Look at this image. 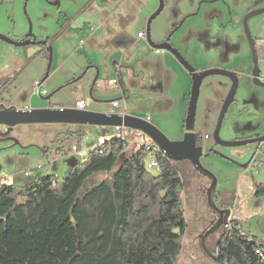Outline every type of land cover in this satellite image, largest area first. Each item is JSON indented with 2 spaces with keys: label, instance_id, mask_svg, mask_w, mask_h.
Returning <instances> with one entry per match:
<instances>
[{
  "label": "rangeland",
  "instance_id": "rangeland-1",
  "mask_svg": "<svg viewBox=\"0 0 264 264\" xmlns=\"http://www.w3.org/2000/svg\"><path fill=\"white\" fill-rule=\"evenodd\" d=\"M164 1V10L151 24V41L160 44L171 36L172 46L197 72L222 70L238 76L235 102L220 138L235 142L264 135V88L253 84V56L243 25L246 15L264 10V0ZM158 6L159 0L5 1L0 7L1 35L18 42L31 31L37 42L50 39V44L19 48L0 40V104L17 110H64L85 101L88 110L108 113L117 101L120 109L115 111L150 117L149 123L170 141H181L192 77L171 53L157 52L148 43L147 23ZM248 28L252 37L264 38V13L253 16ZM258 70L264 77V62ZM119 76L123 87L114 84ZM36 84L45 95L36 93ZM230 89L231 81L224 76H210L201 86L194 132L209 137L204 151L215 148L204 154L201 164L217 179L218 208L225 207L245 235L264 240V198L254 196L256 185L264 184V154L258 145L216 147L213 140ZM113 138L127 142V153L151 143L139 132L116 127L18 125L8 140H0V182L23 186L46 175L62 181L73 167L67 160L75 156L72 145H78L76 159L81 163L89 142L97 146ZM178 168L187 224L179 264H215L200 238L216 215L206 195L210 180L188 162ZM30 174L34 176L28 178ZM219 235L206 240L209 251Z\"/></svg>",
  "mask_w": 264,
  "mask_h": 264
},
{
  "label": "trees",
  "instance_id": "trees-1",
  "mask_svg": "<svg viewBox=\"0 0 264 264\" xmlns=\"http://www.w3.org/2000/svg\"><path fill=\"white\" fill-rule=\"evenodd\" d=\"M257 54L264 60V40ZM127 146L113 138L93 147L62 181L0 182V264H179L184 162L155 152L154 174L146 167L149 144L131 153ZM254 196L264 198V184ZM210 251L215 264H264V240L245 235L235 220Z\"/></svg>",
  "mask_w": 264,
  "mask_h": 264
},
{
  "label": "water",
  "instance_id": "water-1",
  "mask_svg": "<svg viewBox=\"0 0 264 264\" xmlns=\"http://www.w3.org/2000/svg\"><path fill=\"white\" fill-rule=\"evenodd\" d=\"M59 6V3L54 4ZM165 7V1L159 0V7L156 12L149 18L147 23V40L150 47L157 52L167 51L171 53L181 66L185 68L186 71L192 77V89L190 93V98L188 100L186 119L184 123L185 135L181 141L172 142L170 141L159 129L150 124L149 122L143 120L142 118H137L129 115H120L117 113L108 114L102 112H95L89 110H78L77 108H70L64 110H52L48 108L32 109V110H17L14 107H6L0 104V127L8 128L7 133L0 135L3 140H8V135L11 133L12 129L18 125H30V124H64V125H75V126H96V127H116L123 130H132L139 132L142 136L147 137L150 141L156 145L160 152L165 154L169 160L174 162H189L193 169L200 175L208 178L210 180V186L206 191L207 200L209 208L218 215V220L216 223L203 235L200 236L202 249L206 256L212 260L217 261L216 257L206 246L207 238L214 234L222 226H226L229 223L230 212H225L218 208L215 202V195L217 189V179L209 171L203 168L201 164V159L204 156V146L198 145V134L194 132L195 120L197 112V104L200 96V89L203 81L215 75H220L227 77L231 80V89L224 100L217 125L213 134L214 144L221 147H239L248 144H253L257 142H263L264 138L259 140L251 141H235L226 142L220 138V131L228 113L229 108L235 102V97L238 91V77L235 73L226 72L222 70H210L206 72H197L193 66L176 50L170 43L171 36L160 44H155L151 41V24L152 22L162 13ZM264 13L258 12L249 16L244 20L245 31L248 38H251L248 28V20L256 15ZM0 40L19 48H24L27 46H46V41L37 42L34 36L28 34L22 41H13L0 34ZM254 63L257 66L258 60L256 58L255 47L250 45ZM44 82V80L42 81ZM264 87V84L261 85ZM40 96V95H39ZM51 95L44 100H50ZM214 152V148H211L207 156ZM225 217L223 218V214Z\"/></svg>",
  "mask_w": 264,
  "mask_h": 264
},
{
  "label": "flooded vegetation",
  "instance_id": "flooded-vegetation-1",
  "mask_svg": "<svg viewBox=\"0 0 264 264\" xmlns=\"http://www.w3.org/2000/svg\"><path fill=\"white\" fill-rule=\"evenodd\" d=\"M159 7V6H158ZM255 13H258V12H252V13H250V14H248V15H246L245 16V18H244V20L245 19H247L249 16H252L253 14H255ZM252 18V17H251ZM250 18V19H251ZM249 19V20H250ZM244 20H243V25H244ZM248 20V21H249ZM175 30H177L178 29V26H176L175 28H174ZM244 29H245V26H244ZM246 32V31H245ZM246 36H247V34H246ZM247 38H248V36H247ZM264 40V38H254V37H252L251 36V38H248V43H249V46L250 45H253L254 47H255V53H256V58H257V60H258V63H257V66H256V64L254 63V60H253V65H254V78H253V84L255 85V86H257V87H260V88H264L263 86H261V85H263L264 84V77L262 76V73L258 70V65H259V63L260 62H264V60H262V59H260L259 58V56H258V54H257V45L261 42V41H263ZM169 43H170V41H169ZM48 44H50V42L48 41V39H47V45ZM171 44V43H170ZM172 45V44H171ZM176 49V48H175ZM250 49H251V47H250ZM177 50V49H176ZM251 53H252V51H251ZM253 56V55H252ZM206 72V71H205ZM200 73V72H199ZM233 73V72H232ZM236 74V73H235ZM237 75V74H236ZM215 76H220V75H215ZM238 77V76H237ZM227 78V77H226ZM229 79V78H228ZM230 80V79H229ZM231 81V80H230ZM238 81H239V79H238ZM204 82V81H203ZM118 83H119V80H118ZM238 85H239V82H238ZM231 86H232V82H231ZM239 87V86H238ZM236 98V97H235ZM226 99V98H225ZM234 104V103H233ZM232 104V105H233ZM231 105V106H232ZM221 110V109H220ZM7 131H8V128H6V127H0V135H3V134H5V133H7ZM142 135V134H141ZM144 137V136H143ZM145 138H147V137H145ZM261 138H264V135H262V134H256V135H253L251 138H248V139H240L239 141H251V140H259V139H261ZM205 139H206V136L204 137V139L202 138V135L201 134H198V145H204V141H205ZM0 140L2 141L3 140V138L1 137L0 138ZM206 140H209V137L207 136V139ZM248 145H258L259 146V148H258V150L260 151V153H262V154H264V141L263 142H257V143H253V144H248ZM216 146V145H215ZM217 147V146H216ZM215 149V148H214ZM208 151L209 150H206V151H204V154H207L208 153ZM189 163V162H188ZM216 198V197H215ZM221 210H223V211H225V212H227L228 210H226V208L225 207H221L220 208ZM229 212V211H228ZM218 215H215V219L210 223V225H209V227L208 228H206L205 230V233L216 223V221L218 220ZM225 217V213L223 214V218ZM231 219H230V217H229V223L226 225V226H222V227H228L229 225H230V223H231ZM222 227H220L219 229H218V231H216L214 234H216L217 232H221L222 231ZM214 234H212V235H210L208 238H210V237H212ZM207 238V239H208ZM214 245H215V243H214ZM214 255V254H213ZM215 256V255H214ZM208 257V256H207ZM216 257V256H215ZM211 259V258H210ZM217 259V258H216ZM212 260V259H211ZM212 261H214V262H218V259H217V261H215V260H212Z\"/></svg>",
  "mask_w": 264,
  "mask_h": 264
},
{
  "label": "built area",
  "instance_id": "built-area-1",
  "mask_svg": "<svg viewBox=\"0 0 264 264\" xmlns=\"http://www.w3.org/2000/svg\"><path fill=\"white\" fill-rule=\"evenodd\" d=\"M139 36H143L142 33ZM117 83H118V80H114V84H117ZM35 90H36L37 94H40V95L46 94V92L43 90V87L41 84H36ZM119 106H120V103L117 101L113 102V104H112L113 109L118 108ZM76 108L78 110H86V103L84 101H80L76 104ZM113 113L114 112L112 111L109 114H113ZM122 115H124V114H122ZM142 119L147 121V122L151 121L150 117L142 118ZM206 139H207V136H206ZM149 149H152L153 152ZM148 150L152 152L153 156L148 157V159L146 160V167L149 171H153V170L157 171L160 169V164H159V162L156 159L154 154H155V152L162 154L163 156H165V154L160 152L159 148L156 145H154L152 142L149 144ZM76 151H77V147H74L73 152H76Z\"/></svg>",
  "mask_w": 264,
  "mask_h": 264
},
{
  "label": "crops",
  "instance_id": "crops-1",
  "mask_svg": "<svg viewBox=\"0 0 264 264\" xmlns=\"http://www.w3.org/2000/svg\"><path fill=\"white\" fill-rule=\"evenodd\" d=\"M141 33H138V37L140 38V39H143L144 37H145V35H143V36H139ZM119 83H120V85L123 87V83H122V80H121V78H120V76H119ZM38 95H40V94H38ZM40 96H42V95H40ZM47 98V97H46ZM78 102H80V101H78ZM77 102V103H78ZM85 102V101H84ZM115 102V101H114ZM76 103V104H77ZM86 103V102H85ZM75 108H76V106H75ZM33 108L32 107H29V108H26V109H24V110H32ZM38 109H41V108H38ZM115 109H120V106L118 107V108H115ZM115 109H112L110 112H114V113H117V114H120V115H122V114H124V112H120V111H115ZM86 110H88V106H87V104H86ZM89 111H95V112H100V111H98V110H96L95 108H93V109H90ZM110 112H108V114L110 113ZM98 142V141H97ZM99 145V144H98ZM96 145H95V143L94 142H89L88 143V151L90 150V149H92L93 147H95ZM74 147H77V151L76 152H73V153H75L74 155L75 156H72V157H70V158H68L67 160H69V164H72V166H74L75 164H77V162H79V161H77V159H76V157L78 156V153H79V148H78V145H72L69 149L71 150V152L73 151V148ZM75 157V159H73ZM39 175H42V173H40ZM34 175H32V174H30V176L28 177V178H32Z\"/></svg>",
  "mask_w": 264,
  "mask_h": 264
}]
</instances>
